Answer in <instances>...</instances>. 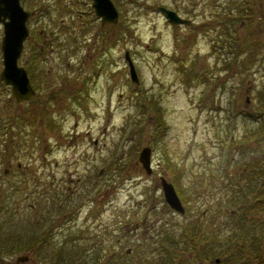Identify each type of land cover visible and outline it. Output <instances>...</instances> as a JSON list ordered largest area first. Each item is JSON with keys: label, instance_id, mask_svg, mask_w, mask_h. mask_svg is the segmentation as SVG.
Wrapping results in <instances>:
<instances>
[{"label": "rangeland", "instance_id": "obj_1", "mask_svg": "<svg viewBox=\"0 0 264 264\" xmlns=\"http://www.w3.org/2000/svg\"><path fill=\"white\" fill-rule=\"evenodd\" d=\"M20 1L18 63L35 94L17 101L0 82V264H196L227 249L230 264H255L264 0H113L118 21L104 24L92 0ZM160 175H179L183 213Z\"/></svg>", "mask_w": 264, "mask_h": 264}, {"label": "water", "instance_id": "obj_2", "mask_svg": "<svg viewBox=\"0 0 264 264\" xmlns=\"http://www.w3.org/2000/svg\"><path fill=\"white\" fill-rule=\"evenodd\" d=\"M91 4L95 14L100 17L101 23H116L118 21L119 11L113 0H92ZM157 8L164 13L169 21L185 22L188 20L180 16L174 9L164 5H159ZM29 14L30 11L23 7L20 0H0V24L2 25L0 79L5 80V84L9 85L10 91L17 101L27 100L35 93L26 68L18 63L24 40L29 34L26 24ZM124 58L128 65L130 77L137 82L139 79L128 49L124 52ZM150 155V146H142L138 160L147 172H150L152 168ZM160 181L166 202L176 211L184 212L183 203L174 184L163 175L160 176ZM27 258L28 255H19L17 260H27Z\"/></svg>", "mask_w": 264, "mask_h": 264}, {"label": "flooded vegetation", "instance_id": "obj_3", "mask_svg": "<svg viewBox=\"0 0 264 264\" xmlns=\"http://www.w3.org/2000/svg\"><path fill=\"white\" fill-rule=\"evenodd\" d=\"M0 82L2 84L3 89L5 90V80H0ZM262 238H264V237H262ZM256 247L257 248L255 249V251L258 250V254L255 255L256 256L255 264H264V241L258 242V245ZM223 249H224V247H223ZM129 251H130L129 248H127L125 254L129 253ZM126 255H128V254H126ZM227 255H228V249L226 250V252H222V253L220 252V256L215 255L212 257V256L206 254L205 256L200 258L198 263H196V264H230L229 257H227ZM195 256H200V253L196 252ZM165 262L170 264L169 260H167ZM116 263L117 262H115V264ZM132 264H136V261H134ZM144 264H146V263H144ZM178 264H188V261L186 259L185 260L180 259ZM244 264H249V263L247 261H245Z\"/></svg>", "mask_w": 264, "mask_h": 264}, {"label": "trees", "instance_id": "obj_4", "mask_svg": "<svg viewBox=\"0 0 264 264\" xmlns=\"http://www.w3.org/2000/svg\"><path fill=\"white\" fill-rule=\"evenodd\" d=\"M34 54L32 53V56H33ZM35 70V69H34ZM153 96H155V95H153ZM153 102L155 103V100H153V99H150V98H146L145 100H144V103H145V105H147V106H152V104H153ZM155 114H154V116H155V118L157 117V119L159 120V123L161 122V119H159V114H161L160 112H159V109L158 108H156L155 109ZM161 134H162V132H161ZM174 170V169H173ZM179 172V171H178ZM179 175H180V173H179ZM179 175H173V182H174V185H175V187H176V190L178 189V179H179ZM191 226V227H190ZM190 226H188L187 227V229L185 230V231H187V232H189L191 235H196L197 233H194L193 232V227H192V224H190ZM196 230V229H195ZM17 242H19V241H17ZM6 245H12V244H6L5 243V246ZM27 246H32L33 244H32V241L31 240H29V243L28 244H26ZM25 244H22V243H16V246L18 247L19 246V248H23V246H25V247H27Z\"/></svg>", "mask_w": 264, "mask_h": 264}]
</instances>
